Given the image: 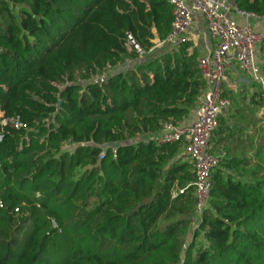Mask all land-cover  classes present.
Returning <instances> with one entry per match:
<instances>
[{"label":"trees","instance_id":"16d2710c","mask_svg":"<svg viewBox=\"0 0 264 264\" xmlns=\"http://www.w3.org/2000/svg\"><path fill=\"white\" fill-rule=\"evenodd\" d=\"M171 22L168 0H0V264H264V94L220 120L195 228L187 144L151 140L205 88L189 41L127 50Z\"/></svg>","mask_w":264,"mask_h":264},{"label":"built area","instance_id":"2783aa9c","mask_svg":"<svg viewBox=\"0 0 264 264\" xmlns=\"http://www.w3.org/2000/svg\"><path fill=\"white\" fill-rule=\"evenodd\" d=\"M168 3L172 7V22L167 37L162 41L155 39L152 48L146 52L127 34L126 47L138 59L156 49H160L157 55L171 53L189 41L193 15L199 14L204 20L211 47L198 57L205 88L198 97L193 115L180 124L163 123L161 130L151 138L159 146L180 141L187 144L183 157L191 163L195 175V219L192 222L195 228L209 201L212 171L222 158L213 152L214 137L220 120L231 108L229 93L232 89L239 92L245 104L257 88L264 94L259 58L264 27L253 29L249 20L255 17L264 22V16L240 12L231 0H168ZM237 16H242L244 22H238ZM9 121L17 129L25 128L17 117Z\"/></svg>","mask_w":264,"mask_h":264},{"label":"crops","instance_id":"0c3cea01","mask_svg":"<svg viewBox=\"0 0 264 264\" xmlns=\"http://www.w3.org/2000/svg\"><path fill=\"white\" fill-rule=\"evenodd\" d=\"M236 19L238 20V22H241V23L244 22V18L242 16H237ZM249 20L251 22L253 29H260V28L264 27V22L260 21L259 19L255 18V17H250ZM189 41L193 42L194 45L190 46L188 51L192 52L193 49L197 48L198 49V52H197L198 57L201 56L202 54L206 53L209 50V48L211 47L210 42L206 36V28H205L204 20L202 19L201 16H199V14L193 15ZM230 114L231 113H228L227 115L222 117V119L223 120L230 119ZM192 115H193V112H192L191 116ZM225 147H228V144ZM234 153L236 155H239V150L238 149L235 150ZM217 154H219V153H217ZM220 156H222V155H220Z\"/></svg>","mask_w":264,"mask_h":264},{"label":"rangeland","instance_id":"374dc122","mask_svg":"<svg viewBox=\"0 0 264 264\" xmlns=\"http://www.w3.org/2000/svg\"><path fill=\"white\" fill-rule=\"evenodd\" d=\"M189 42H190V43H189V46H190V44H191V46L194 45L193 42H191V41H189ZM126 48H127V47H126ZM195 49H196V51L198 52V49H197V48H195ZM127 50H128V49H127ZM158 50H160V49H156V50L150 52L148 55H149V56H156ZM148 55H147V56H148ZM259 58L261 59V56H259ZM136 61H137V60H136ZM128 62H129V61H127L126 63H128ZM261 62H262V59H261ZM125 65H127V64H125ZM125 65H124V66H125ZM233 81H234V80H231V82H233ZM232 91L235 92V90H233V89H232ZM256 91L263 93V92L260 90V88H257ZM233 92H232V93H233ZM236 96H238L239 98H241V95L239 94V92H235V93H233V94L231 95V108H230V110H229V113H232V111H233V104H234V102H233V100H232V97H236ZM253 115H254V118H257V116H259L260 113H253ZM257 125L259 126V124H257ZM221 150H223V149L221 148ZM219 151H220V149H219Z\"/></svg>","mask_w":264,"mask_h":264}]
</instances>
